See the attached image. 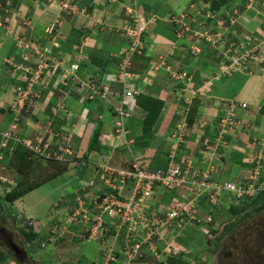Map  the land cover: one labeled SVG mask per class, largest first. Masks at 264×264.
<instances>
[{
  "label": "crops",
  "instance_id": "0c3cea01",
  "mask_svg": "<svg viewBox=\"0 0 264 264\" xmlns=\"http://www.w3.org/2000/svg\"><path fill=\"white\" fill-rule=\"evenodd\" d=\"M67 1L77 4L79 10L85 11L86 14L81 11H78L76 14L66 11L64 12L61 4ZM155 1L157 0H0V24L3 25V27H0V64L4 67L1 68L0 66V130L5 131L9 129L13 123L12 116L10 115L11 113L8 111V105L14 88L16 86H23L21 84L25 81V70L27 68L35 67L38 63L36 58L32 55L31 50H23V52H21L16 47L15 39L18 36L24 38L27 34L26 27L28 26H26L24 21H31L33 30L31 28L30 30H32V32L30 31L29 34H32L31 36L32 40H34V44L40 47L42 46L43 48L46 47L45 44L47 43V35L45 33L46 28L54 21H58L54 32L56 40L55 42L50 43L51 46L61 49L59 53L60 57L56 55L57 58L62 62L64 69H70L71 65L74 63H79V65L82 66L77 73L78 79L75 80V82L74 79H66L67 81L59 80L53 91L54 94L58 92L60 99L66 103V108L71 114L70 123L75 125L77 133H79L80 129H84L86 132V129L91 127L88 132L89 135L86 136L88 141L86 138V141H83L82 138L81 141V136L78 137V134L75 136L73 135L71 148L77 153L78 157H86L88 154L90 138L98 128V131L103 138H110L107 142L112 143L113 139H115V144L107 145L106 139L104 140L102 138V150L90 152L88 154V162L93 165L99 162H110L112 164V162L116 160L117 148H120L119 141L115 135V107L117 106L118 101L123 97L122 84L119 82V77L117 78L116 75L118 74V65L121 62L125 51L130 47V44L133 43V39L126 35L123 28L129 23L130 10L136 11V9H138L148 16L155 14L159 19L157 24L150 28L144 38L146 45L145 53L148 51L150 55L148 56L146 54V56L144 55L143 57H141V55L139 56L140 59L134 62V75L131 81L144 91L145 94L160 97L167 102V110L155 129V131H157V129L160 130V135H162L165 142L167 140V150L164 155L168 154L169 156L174 150H176L175 154L177 159H181L186 155L194 156L196 158L195 160L202 159L203 153L201 152L199 144L202 132L199 129V121L198 124L197 121H194L191 126H188V133L185 140L186 145L181 151H177L174 142L171 140L170 136L174 130H176L181 123L188 121L191 107L188 109V107H185L179 100L180 96L178 94L184 93L181 90L182 84L179 88V85L172 79L171 75L166 70L162 69L161 63L163 61L162 59L167 57L169 64L174 61L171 66L167 64V66L174 70H184V68L187 69L188 66L192 67L191 70L193 72L196 70V72L193 73L194 76L192 75V77H194L193 84L196 85L197 82H200L202 84L201 86H203L199 87L202 89V92L203 89H207L211 82L214 81L211 78L212 68L214 70V68H218L219 65L208 63L206 66H202L201 63L206 53L203 56H200L197 65L192 62V59H188V63L185 62V60H187V57L183 55L185 46L182 45L183 42L180 40L181 37H178V30L181 29V25L169 21L172 17H176L180 20L184 15L195 17V15L192 14L193 12L200 15L202 10L199 11V9L203 3L201 1L194 2L193 0H164V7L156 9L154 6ZM260 2L261 0H259V2L252 0V4L251 1L250 3L248 2L245 9L240 12L238 18L234 19V17H231V26L227 29L229 34H234L231 43L239 40V38H243V42H247L253 37L258 38L257 40H261L262 37H264V7ZM234 13L235 11L233 14ZM237 13H239V11ZM235 22L237 24H235ZM212 24L213 23H210V26ZM170 31L177 34V42L172 46L166 44L163 40H169V36L172 35ZM175 34L173 35L175 36ZM35 40L38 41L35 42ZM80 43L85 47L83 50L84 52L79 55L77 44ZM205 58H207V56H205ZM99 60H103L108 64L105 65V67L101 66L98 64ZM152 60H158L159 62L153 61L158 65L154 67L151 65V67L148 68L150 66V61ZM7 62L12 63L14 68L12 70L13 72L5 69L6 66L4 63L8 64ZM258 66V68L261 69V73L258 75L252 73H249V75L247 74V76L253 80L251 84H245V86L241 84L238 86V89H234V91L241 92L244 97H241L234 92H229L228 90L222 91L224 94L229 92L230 95L228 97L224 96V94L220 95V93H214L211 90L202 93V97L210 99L211 101L236 98L241 102L252 105L249 112H247L245 117L242 118V121L245 123L233 127L226 136L228 140L227 147H222L226 159L217 163L213 170L214 177L221 181L249 177L251 164L255 154L260 149L264 152V63H258ZM207 68H211V70L208 71ZM197 77L199 78V81L196 80ZM83 83H85L84 87L82 86ZM92 84L94 85L95 90H98L96 93L90 87ZM108 86L109 88L111 87V91L106 94L105 88ZM121 95L122 97H120ZM51 96H53V92L40 100L39 106L41 108H46L44 113H42V109L40 111L42 114L31 115L29 111V113H26L23 116L21 119L22 122L19 124V130L17 131L19 137L23 139H35L41 134L37 129L31 128L30 123L37 122L42 126L47 124L48 119L46 115H48V117L52 116V113L49 112ZM69 96L71 99H68ZM205 99L204 101H207ZM92 103H98V108L101 109L92 120L88 121V117L86 119L85 114H94L96 110V108L91 107ZM129 103H134L130 108L133 111V115L124 122L130 125L141 124L142 127L144 112L140 108H137L135 102ZM206 106L207 104H204L203 106L200 105L198 107L197 115L203 116L200 114V111H203L204 109L207 110L204 108ZM222 113L223 111L219 110L216 117L207 116L209 120L208 122L206 121L207 126L204 133L207 137L211 139L216 137V124L219 121L218 117L221 116ZM174 119H176V122H174ZM173 123H176L174 127H172ZM65 125V122L60 118L55 120L56 128H63ZM97 125L100 127H97ZM103 126L105 127L103 128ZM194 129H197V132H194ZM191 140H194L195 144L191 143ZM255 141H257V143H255ZM197 145H199V147H197ZM134 146H131V148ZM120 151H123V158H125V160L130 161L132 158H136L141 165L147 168L152 165L151 162H153V158H156L157 155L156 152L154 153V151L149 148L143 150L146 153L140 157H137L130 148L122 147L120 148ZM92 153H96V158L93 160L91 158ZM164 155L159 156L165 157ZM168 162L169 161L163 163L162 167ZM116 167H118V165ZM233 169H236L234 175L232 173ZM69 172L70 175L68 176ZM77 172V167L75 169L70 167L69 171L65 173L70 185L82 180L77 176ZM77 185L78 184H76V186ZM78 189H80V187ZM78 189L73 190L70 195L75 196V194H78ZM92 191L94 199V194L96 195L99 192L97 189H92ZM165 194L163 188L157 190L151 201L152 206L170 204L167 200L168 194ZM70 195L64 196L59 200L65 202V199H68ZM173 196H175V192H173ZM73 198H70L69 204L66 202L67 206H72L74 204L76 197L74 198V201H72ZM227 198L230 199L229 196H227ZM227 203H230L229 200H227ZM55 212L56 211L51 212L46 219L49 224H44V222L43 224L40 223V228L43 229L45 233H42V231L40 232V228H37L35 231L40 234L41 242H46L47 247H51V252L54 253V255L51 256V259H53L51 263L100 264L103 261L101 245L98 242L87 241L83 235L86 229L82 225L72 226V228L66 232L64 237L56 242H47L49 239L47 234L49 235V232L52 234V231L54 230L53 228L59 227L63 221L60 212H56L55 215H52V213ZM31 218L33 217H30V220H35L34 218ZM31 222L36 224V222L39 221L36 220V222ZM178 233H180V231L174 234L177 236ZM112 234H114V230L112 231ZM182 235H185L184 230ZM125 236V232H122L118 237V241L116 242L117 250L125 248ZM49 237H51V235H49ZM168 238L169 236H164V240L159 244L160 248L165 247L166 242H169ZM113 242L114 239L111 237L110 244ZM68 243H73L74 246L72 244L69 245ZM30 246L33 248L34 244H29V247ZM40 247L42 246L40 245ZM179 247H181V245ZM14 248L19 252L17 247ZM24 252L27 255L28 252L26 249H24ZM170 255L163 254L159 262H161V260L164 261ZM124 258L125 256H123V259ZM79 259L81 260V263L79 262ZM145 259L148 262L154 260L153 256L149 253L146 255ZM34 264L38 263L34 262ZM141 264H143V262H141Z\"/></svg>",
  "mask_w": 264,
  "mask_h": 264
},
{
  "label": "built area",
  "instance_id": "2783aa9c",
  "mask_svg": "<svg viewBox=\"0 0 264 264\" xmlns=\"http://www.w3.org/2000/svg\"><path fill=\"white\" fill-rule=\"evenodd\" d=\"M61 5L64 10H68V12L71 13H75L79 10L77 4L71 1H67ZM130 17V24L128 23L123 29L126 35L133 39V43L127 48L118 65L119 81L123 84L124 95L123 99H120L115 107L117 140H121L122 138L126 139L128 130L124 128V121L133 115L132 109L126 107V105L129 104L127 99L135 98L140 94V90H137L135 86L129 82L132 78L131 68L133 58L137 55H142L145 49L144 38L150 28L157 24L159 19L156 15H141L134 10H130ZM185 17L189 16H183L180 20L176 17L169 19V21L181 25V29L178 30V37H181L180 39L186 35L185 33L190 32L193 36L197 37V40H200L195 42L196 45H199L198 43L201 41H206L221 51L224 49V55L227 58L229 57L228 54L232 52L234 43L227 48V41L224 38L227 33L225 21H218L219 27H222L224 31L222 33L223 37L217 39L220 33H213V31L217 30V24L210 26L208 30V27L205 26L206 20L203 19L195 26H188L184 22ZM190 21L195 22V18H192ZM57 23V21L53 22L50 27L46 29L50 42H55L56 40L54 30ZM25 24L27 25V22ZM22 44L23 42H20L18 46L20 47ZM195 44L192 50L193 54L197 55L200 52V48ZM33 47L36 53L46 58L48 62L46 61L45 63L46 68L34 72L31 77L32 83L28 81L26 86L17 87L15 89L13 93L15 102L12 103L10 111L16 119L13 120L9 129L6 131L0 130L1 146L8 147L11 142H14V145L21 144L25 146L33 155L39 158L66 162L75 155V151L71 148L73 134L70 131L74 125H65V127L59 129L55 126V120L57 118L54 116L59 112H63L62 121L66 123L68 120V124L71 120V114L62 100L56 102L52 107V116L55 120L52 119V121L47 122L43 133L39 134L35 139H23L17 134L19 124L24 116L22 113H28L30 111V109H26V106L29 108L28 106L32 102L28 105H26V103L30 100V96L36 92L34 86L36 84L40 86H42V84L53 85V77L57 75V72L62 67V62L57 57L51 55L50 49L46 48L44 52H40L38 47ZM250 51L255 53L253 56H260L258 60L254 62L264 63L263 55L256 52V50ZM238 60L245 62L246 68H249L248 63L250 60L248 61L244 55L239 56ZM50 61L52 64L49 63ZM165 66H167V64L162 61V69L167 70L172 77L180 81L182 80L183 84H185L182 91L184 93H189V95L185 96L183 101L189 109V106L192 104V98L202 94L201 89H191L192 76H189L186 71L181 72L173 70L169 66L165 68ZM226 66L227 65H221L220 68L214 69L218 75H225L227 74L225 73ZM231 67L234 68L233 65H231ZM48 68H50L49 71L45 73L44 70ZM78 68L79 66L77 64L72 66V69L75 71L78 70ZM66 74H68V71H66ZM33 76L37 79L36 81H33L35 79ZM75 78L76 80L78 79L77 76H75ZM82 86L84 87L85 83H83ZM90 87L95 93L98 91L95 90L93 84ZM105 91L106 94L111 91L109 86L105 88ZM221 103L222 106H224V111H227V116L223 117V115H221L218 117L219 122L218 126H216L217 135L215 138L211 139L207 136L204 137L202 145L205 146L206 151L202 152V159L195 160L196 158L194 156H184L181 159H177L175 154L176 150H174L170 155L168 165L158 170L148 169L140 165L137 160L133 165L134 170H121L106 164L100 165L99 168H101V170H99L97 174L106 186H112L113 189H123L128 182H132L134 184L132 195L121 200L116 195L106 194L105 196H100V194H97L94 197L95 200L89 201L87 188H96L97 185L95 180L90 181V187L89 185L84 187V192H86L85 198L78 196L75 199L73 207L67 206L66 204L61 206L60 210H58L61 213L63 221L61 225L57 227L58 229L52 232L53 236L60 234L61 238H63L64 236L62 235H64L69 230L70 225L74 223L88 228L86 229V235H84L87 241L98 242L101 245L103 261L100 264H141V262H143V264H167L162 260L159 262L161 256L163 254L170 255L172 251L175 253L179 252L181 249L175 245V242H166L164 248H160L159 244L164 240V236L172 230L175 222H186L189 227L192 226L194 228L202 224L209 225L213 222L214 218L212 212L217 209L218 199L222 196L229 194L232 195L233 198L235 197L240 200L241 198H251L257 191L264 190V180L259 181L264 177L263 151H259L254 157L256 166L250 171V176L247 178V185H236L229 182L217 183L216 181L209 180V174L214 170L216 160L219 161L221 158V155L218 153L219 149L227 147V134L233 127L240 125V122L235 118L238 106L243 109L249 108L246 103L238 105V102L234 99L221 101ZM188 126V121L181 123L170 136L177 151L182 150V143L186 140ZM206 126L207 122L205 120L200 122L199 129L202 132V136L205 135ZM132 142L133 141H130V143ZM255 143H257V141H255ZM209 156H211V159L208 158ZM1 159L2 155L0 154V160ZM178 160L181 162H178ZM200 160L203 165H207L210 169L205 172H200L199 165L201 163L199 165L196 163ZM115 181H118L120 185H113ZM161 188L178 192L180 201L177 202L175 206L159 205L157 208H151L150 202L154 198L156 191ZM203 196L206 197V203L209 209L206 212V218H199L194 210L199 207L200 198ZM182 224L179 225L182 226ZM112 230H115L114 235H111ZM124 230L127 236L131 235L132 237H126L125 248L117 250V239ZM110 237L114 239L112 244H110ZM116 252L122 253L125 256L124 260L118 258ZM148 253L153 256L154 260L151 262L145 259Z\"/></svg>",
  "mask_w": 264,
  "mask_h": 264
},
{
  "label": "rangeland",
  "instance_id": "374dc122",
  "mask_svg": "<svg viewBox=\"0 0 264 264\" xmlns=\"http://www.w3.org/2000/svg\"><path fill=\"white\" fill-rule=\"evenodd\" d=\"M250 1L252 4V0H250ZM250 1H249V3H250ZM256 1L259 2V0H256ZM261 5L264 7V2L261 3ZM154 6L156 9L163 8L164 7V0L155 1ZM195 10H196V8H195ZM201 10L203 13L201 16L197 15V13L193 12L192 14H194L196 16L195 17H190V16L185 17L184 22L188 26H190V25L195 26L198 23H200L204 18L207 21L205 26L208 27V30H209L210 29V22L212 21V17H215V19L218 20L219 22L223 21L221 18L214 16L212 13L209 14V15H211V17L209 19H206L208 17V13H210V11H211L209 6H207V5L202 6L199 9V11H201ZM238 11H239L238 9L235 10V13L233 14L234 19L238 18V16L240 15V12L237 13ZM192 18H195V22L190 21V20H192ZM219 22L216 23L217 24V30L213 31V33H218V32L220 33V35L217 37V39L219 37H223L222 33L224 31V29L222 27H219ZM235 24H237V23L235 22ZM229 26H231L230 23H228V24L225 23V28L229 27ZM29 29H30V27H26V30H27L26 37L22 38V37L18 36L16 39L14 38L16 45H17V43H20V42H28V40L30 38H32V36H31L32 34L31 33L29 34V32L30 31L32 32L33 28H32V30H29ZM173 31H175V30H173ZM173 31H170V33L172 35L169 36V40L163 39L164 42L170 46H172L173 44H175L177 42V36H176L175 32H173ZM173 34H175V36ZM185 34L186 35L182 39H180L183 42L182 45L185 46L184 52H185V56L187 57V60H185V62H187L188 59H192L194 61L195 65H197V63L200 60V56H203L205 54V52H206L205 56H207V54L211 50H213L214 52L217 51L219 53L218 50H215V49H217L215 46L208 45L209 47L206 49L207 51L197 54L198 56L196 57V55L192 53V47L194 46V43L196 41H200V40H197L196 39L197 37L193 36L192 33H190V32H187ZM232 36H234V34L233 35L229 34L227 31V37L231 38ZM26 38H27V40H26ZM224 38H225V36H224ZM243 41H244L243 38H239V40L234 41V45L232 47V52H230L228 54V56H229L228 59L225 58L224 55L221 53H219L220 57H218L214 54L213 62H215V63L213 65H218V64H216L218 61L221 63V65H227L226 71H225V73H227V74L218 75V73L215 74L212 71V74H211L212 77L211 78L214 81L211 82L210 86L207 89H203L204 93L211 90L214 93H220V95H221V94H224V93H222L223 90H228L229 92H234L236 94H239L241 97H244L241 94V92L234 91V89H238V86H240L241 84L243 86H245V84H251L253 82V80L250 79L247 76V74L249 75V73H252L254 75H258L259 73H261V69L258 68L259 66L257 65V62H254L255 60H258V58L260 56H253V54H255V53H253L250 50L248 52L246 50H243V51L241 50L242 47H245L243 45L244 44ZM230 42H232V40ZM198 44H199V46H201L202 49L205 46V43L203 41H201ZM208 44H210V43H208ZM240 45L242 46L241 48H240ZM21 46H23V44ZM26 47H27L26 45L23 46L24 50ZM190 47H191V49H190ZM253 47L255 48L253 50H256V52H259L261 55L264 56V37H262V39L259 40V45H257L254 42H250L249 48H253ZM145 50H146V45H145V49H144L142 55L146 56V54H147L149 56L150 55L149 52L146 51V53H145ZM221 52L224 53L225 50L223 49ZM237 53H239L240 55L242 54V56L244 55L248 60H250L251 64H249V66H248L249 68H246L245 65L242 64V61L238 60L239 54L237 55ZM205 56H204L203 61L201 63L202 66H204V62L207 59V58H205ZM162 60H163V62H165V64H169L167 57H164ZM153 61H155V60L150 61V66L148 68H150L151 65H152V67L158 65L157 63H155V62H159L158 60H156L155 62H153ZM38 63H39V65H38L39 71L43 68H46V64H45L46 61L44 59L39 60ZM173 63H174V61H172V63L170 62L169 66L173 65ZM75 64H77V63H75ZM206 65L207 64L205 62V66ZM231 65H233L234 68L231 67ZM0 66H1V68H4L1 64H0ZM220 67L221 66H218V68H220ZM165 68H167V66H165ZM5 69L13 72L12 69H10V67H6ZM207 70L210 71L211 68H207ZM25 71L28 72V70H25ZM73 79L75 82L76 78L69 76V80H73ZM36 80L37 79L35 78L33 81H36ZM24 82L27 83V79H25ZM29 83H32L31 78H29ZM42 86H44V88H46V89H50L52 85H48V84L43 85L42 84ZM194 87H195V84H193L191 86V89H193ZM229 92L227 94H224V96L228 97L230 95ZM50 93L51 92H48L44 96L47 97ZM171 94H173V93H171ZM32 95H34V96L36 95L37 97H39V94L37 92L33 93ZM178 95L180 96V99L183 100L184 97L188 96L189 94H185V96H184V94L179 93ZM68 99H71L70 96L68 97ZM204 99L205 98L202 97V94L197 96V97H193L192 98V104L189 106V107H195V106L199 107L200 105L203 106L204 104H207V106L204 107L207 110L204 109L203 111H200V114L203 116H199V115L195 116V120L197 121V124H198V121H199V124H200V122H202L204 120L208 122L209 119L207 118V116L216 117L218 115L219 110L223 111L222 110V103L220 101H213V100L211 101L210 99H205L207 101H204ZM232 99H236V98H232ZM242 99H244V98H242ZM227 100H229V99H227ZM236 100L238 102H241L238 99H236ZM11 105H12V103H10L8 105V109H10ZM98 105H99L98 103H95V104L92 103V105H91V107L96 108L94 114H89V115L85 114L86 119L88 117V121L92 120L94 118V116L98 113V111H100L101 108H98ZM250 106L252 107V105H250ZM28 107L29 108H26V109L27 110L30 109L31 115H37V114L41 113L40 111L42 109H43L42 113H44V111H46L45 107L41 108L35 102L30 103ZM240 110L241 109H238L237 114H236L239 118H244L245 114L247 112H249L246 110H241V111ZM25 114L26 113H24V115ZM222 114H223V117H226L227 111H223ZM189 115H190V113H189ZM46 116H47L48 121H52V119L55 120L54 117L63 119V112H61V113L59 112L54 117L53 116L48 117V115H46ZM15 119H16L15 117H12V121ZM67 122H68V120L65 123L66 125H67ZM106 122H107V120H106ZM218 122H217L216 126H218ZM68 124L73 125L70 122ZM45 126H46V124H45ZM129 126L131 129L129 128ZM30 127L33 129H37V131L41 132V133L44 132V130H45L44 125L42 126L40 123H37V122H35V123L31 122ZM97 127H100V126L97 125ZM104 127L105 126H103V128ZM124 128H126V130H128L127 134H129V136L126 135V136H128L127 137L128 141L129 142L135 141L130 146L135 145L131 149L137 157H140L144 153H146L141 148H137L136 147L137 145L140 147H143V148L152 149L154 151V153L160 152L162 150V148L167 150V147H166L167 140H166V142H165V140H163L162 135H160L161 132L159 129H157L158 132L157 131L154 132L155 133L154 137H152L151 139H147L148 141L147 140L144 141L143 139H141L143 136L141 124H139V125H134V124L132 125L131 124L130 125V124L125 123ZM90 129H91V127H88L86 129V132L84 129H80L79 133H77V129L75 128V125H74V126H72L70 131L74 136L76 134H78L77 135L78 137L81 136L80 139L82 138L83 141H86L85 138L87 135H89L88 132L90 131ZM97 131H98V128L95 130V132H97ZM194 132H197V129L196 130L194 129ZM131 133H132L133 137H132ZM186 133H188V130L186 131ZM83 136H85V137H83ZM92 137L90 138V142L92 140ZM102 138H103V136L100 137V140L103 143ZM201 138H202V136L200 137V139ZM82 139H81V141H82ZM103 139L105 140L106 138L104 137ZM109 139L110 138L106 139L107 145L115 144V139H113L112 143L107 142V140H109ZM87 141H88V139H87ZM129 144L130 143H128V145ZM122 147H126V145H123ZM162 152L160 155H164V153H162ZM80 154H82V153H80ZM95 154L96 153L91 154L92 160L94 158H96ZM208 158L211 159V156H209ZM196 163H197V165H199L201 163V160L197 161ZM208 169H210V168L208 167L206 170H208ZM232 173L234 175L236 173V169H233ZM69 175H70V172H69L68 176ZM69 183L70 182H68L67 175L57 176V177H55V179L39 185L30 194H28L26 197H24L21 201H16L13 205H6L7 207L6 208L4 207L5 210H4V208H2L3 210L0 208V228H1L0 229V235L2 234L5 236L6 232H7L8 237H11L17 243V245H18L17 249L19 250V252H17V250H15V248H12L11 243H8L5 241H3L4 245H2V243L0 242V251H2L3 249L4 250H6V249L7 250H10V249L13 250L15 253L19 254V256H20L19 258H20L22 264H34V262H37L38 264H52L51 262L53 259H51V256L54 255V253L51 252V250H52L51 247L50 246L47 247L46 242L42 243V247L34 245L33 247H36L34 250H33V248H31L32 246L29 247L28 244H26V246L24 247V245H23L24 244V237L20 233V229L25 228L28 231L27 225L30 224L29 223L30 217H33L35 219L34 220L35 222H36V220L39 221V222H36L35 227H40V225H41L40 223L43 224L44 221H45L44 224H49V222H47L46 219L49 217L51 212L55 211L54 204L56 203V201H58L61 197L70 195L73 190H75V189L77 190L79 187L81 189V186L83 187L84 184L89 185V187L91 185L88 181L85 183H83L82 181H79L78 183H72L71 185ZM76 184H78V185L76 186ZM80 189H78V190H80ZM92 189L93 188H87V191L89 193V195H88L89 201L95 200V198L93 199ZM81 190L78 192V194H75L76 198L78 196H80V197L82 196L83 198H85L86 192L84 193ZM5 195H6L5 192L0 191V200H1V197H4ZM94 196H95V194H94ZM70 198H73V197H68V199H66L65 202H67L69 204ZM86 199H87V197H86ZM90 199H92V200H90ZM232 202H233V200H232ZM58 209H60V208H58ZM58 209L56 210V212L58 211ZM220 210L221 211L219 213L223 212L224 208H221ZM56 212H55V214H56ZM17 213H19V217H18V221H15L13 219V217ZM218 220L220 223H214L212 226L201 225V226H197L195 228L192 226L189 227L186 222H182L184 224L179 223V222H175L173 224V234L180 231V233H178L176 237L182 236L183 230L185 229L184 230L185 235L180 237V238H177V240L175 239L176 243L178 242V243H181L183 245V246H181L182 248H184L186 250L188 249V251L183 253L184 254V257H183L184 262H186L188 264H217L216 257L218 255L219 246H220L222 248V250L224 251V253H226L228 255V256L227 255L223 256V260L227 261L228 264H264V210L247 217L241 223L237 224L236 226H234L232 228H230V226L233 224V222H235V219L228 220V219L221 217ZM179 224H182V226ZM53 229H54L53 231H56L58 228L55 227ZM212 229H215V230L217 229L218 234H214L212 232ZM41 231H42V233H45L44 230L40 228V232ZM171 234H172V232H171ZM171 234H170V236H171ZM49 235H51V237H49ZM49 235L47 234V236L49 238L47 242H56V241L61 239L60 234L52 236L51 232H49ZM64 235H62V236H64ZM83 235H86V231H84ZM217 236H219V237L222 236V238L218 239ZM171 237H173V236H171ZM179 239H181V240H179ZM73 243H68V244L69 245L72 244L74 246ZM191 246L193 248H191ZM24 249H26V251L28 252L27 255L25 254ZM15 264H17V263H15Z\"/></svg>",
  "mask_w": 264,
  "mask_h": 264
},
{
  "label": "trees",
  "instance_id": "16d2710c",
  "mask_svg": "<svg viewBox=\"0 0 264 264\" xmlns=\"http://www.w3.org/2000/svg\"><path fill=\"white\" fill-rule=\"evenodd\" d=\"M193 1L194 2H196V1L197 2L198 1L205 2L206 4H208L210 6L211 12L214 16L219 17L228 23L230 22L231 17H233L234 9H238L239 12H241L243 9H245V4L248 2V0H193ZM214 21H216V19L213 20V22ZM228 40H229L228 42H230L233 39L231 37V38H228ZM250 42H254L257 45L259 44L258 40L251 38V39H249V41L244 42L243 45L245 47H242L240 45V48L242 47L241 50L242 51L243 50L249 51V50L255 49L254 47L256 45L253 48H249ZM204 43H205V46L203 47V49H201L202 50L201 52L207 51L206 49L209 47L208 45H210L206 41H204ZM77 46H78V49H79L78 52L80 55L82 52H84L83 50H84L85 46H82V43L77 44ZM16 47L18 48V44L16 45ZM190 49H191V47H190ZM19 51L23 52V48L21 46L19 48ZM60 51H61V49L58 47L52 46V48H51V54H53L55 56L57 55L58 57H60V54H59ZM214 54L216 56L220 57V54L217 51L214 52L213 50H211L207 54L208 57L205 60L206 64H208V63L214 64L215 63V62H213ZM238 54L239 53H237V55ZM183 55L185 56V52L183 53ZM141 57H143V55ZM139 59H140L139 56L134 57L133 65H134V62H136ZM205 62H204V65H205ZM7 63L8 64L4 63V65L6 67H10V69L13 70L14 68H13L12 63L11 62H7ZM81 63H83V62H81ZM77 64H79V63H77ZM98 64L105 67V65H107L108 63L104 62L103 60H99ZM216 64H219V61ZM81 66L82 65H80V68H81ZM16 69H17V67H16ZM23 70H24V67H23ZM30 73H31V71H29V72L25 71L24 74H26L28 77L29 76L32 77V75ZM198 75H199V73H198ZM116 77L117 78L119 77L118 74L116 75ZM25 79H27L26 76H25ZM66 79L67 78L64 76V71H61V74H59L55 77L54 83L50 89H46V88L36 84L34 86V90L39 94V97L33 96V95L30 96L31 98L26 103V105H28L30 103V101L32 103L37 102V104L39 105L40 100L46 97L44 95H46L48 92H51V93L53 92V96L50 97L51 102L49 105V112L52 113V107L55 105V103L58 102L59 100H62V99H60L58 92H56V94H54L53 89L59 80L65 81ZM172 79L177 82V84L179 85V88H180L181 84H182L181 81L178 79H175L174 77H172ZM196 80L199 81V78L197 77ZM21 85L26 86L27 83L24 82ZM201 85L202 84L200 82H197V84L195 86L199 87ZM182 87H183V84H182ZM120 97H122V95ZM132 100L135 101L137 108H140L144 112V118L142 120L143 136L141 139H143L144 141L147 139H151L152 137L155 136V133H154L155 129L157 128L158 123L160 122L161 118L164 116V114L167 110V102L160 97L152 96L149 94L147 95L145 93H143V94L140 93L139 96L132 98ZM13 102H15V99L13 96H11L10 97V103H13ZM64 104H65V107H67L66 103H64ZM26 108H27V106H26ZM3 111H7V110H3ZM8 111L11 113L10 115L13 117V114L10 111V109ZM197 111H198V107H196V106L191 107L190 115H189V119H188L189 126H191L194 123V121H196L195 116L197 115ZM69 113H70V111H69ZM22 114H24V112ZM174 122H176V119H174ZM175 125H176V123H173L172 127H174ZM44 128H46L45 125H44ZM100 136H101V133L99 131H97L93 134L92 140L89 143L88 154L92 151H97V150L101 151L102 150ZM205 136H206V134L204 136H202L201 141L199 143L200 148H201V152L206 151L205 146L202 145V143H201L204 140ZM194 142H195L194 140H191V143H194ZM185 143L186 142L182 143V148L186 145ZM13 144H14V142H11V144L8 147H2L1 146V136H0V153L3 154L2 159L0 160V189L2 190V191L1 190L0 191L5 192V194H6L4 197H1V200H0V208L1 209L4 207L6 208L7 207L6 205H13L16 201H21L24 197H26L28 194H30L39 185H41L45 182H49V181L55 179V177H57V176L65 175V173H67L69 171V165L68 164L61 163L59 161L45 160V159H42L39 157L37 158V156L32 155V153L25 146H23L21 144H17L15 150L13 151L11 149V146ZM136 147L141 148L143 150L147 149V148L140 147L138 145ZM197 147H199V145H197ZM120 148H122V147L120 146ZM120 148L119 147L117 148L118 150H117V154H116V160H114L112 162V164L115 166L118 165V167H121V168L126 169V170H134L133 165L136 162V158H132V160H130V161L125 160V158H123V151H120ZM161 152L165 153L166 150L162 148V150L157 153L156 158H154L152 160L153 162H151L152 165L149 167V169L158 170L162 167L163 163L170 161V155L171 154L169 156L167 154V155H165V157H160L159 155L161 154ZM218 153H219V155H221V158L219 159V161L216 160L215 167H216L217 163H220L226 159L225 152H224V150H222V148L219 149ZM88 154L86 155V157H84V159L86 160L85 164L81 163L80 166L77 167L78 168V172H77L78 175L77 176L80 179H82L81 181L83 183L90 181L91 178L93 177L94 171H95V169L92 168L94 165L91 164L90 162H88ZM186 156L192 157L190 155H186ZM78 161H81V160H78ZM178 162H181V161L178 160ZM255 166H256L255 163L252 162L251 169L254 168ZM207 168H208V166L202 165V162H201L200 169H199L200 172H205ZM251 169H250V171H251ZM247 178L243 177V178H238L236 180L227 179V180L221 181L218 178L214 177L213 171L209 174V180L216 181L217 183L229 182V183H233L236 185H247L248 184ZM263 180H264V177H262L259 181H263ZM259 181H258V183H259ZM13 183H16V185L12 186L11 184H13ZM163 192L166 193L165 195L168 194L167 200L170 203V205L175 206L176 203L180 201V199H179L180 195L178 192L170 191L166 188H163ZM173 192H175V196H173ZM69 197H75V196L70 195ZM61 198H63V197H61ZM72 201H74V198L72 199ZM237 201H236V198H234L233 203L231 205H229L227 203V194L222 196L221 198H219L217 209L214 212H212V214L214 215V218H213L214 221L212 223H210L209 225H205V226H212L214 223H220L218 219L223 217V218L228 219V220L235 219V222H233V224L230 226V228H232V227L236 226L237 224L241 223L247 217H249V216H251L257 212L263 211L264 210V190H260L259 192L257 191L255 193V195L251 198H241L240 200L237 199ZM199 202H200L199 207H197L194 211L199 218H201V217L206 218L207 217L206 212L209 209L208 208L209 206L206 203V197L203 196L202 198H200ZM61 205L62 206L66 205V202L64 203L63 201L58 200L54 204V209L57 210L58 207H60ZM73 206H74V204L71 207H73ZM5 208H4V210H5ZM221 208H224V211L219 213L221 211L220 210ZM53 214H55V213H52V215ZM18 217H19V213H17L13 217V219L15 221H18ZM31 219H33V218H31ZM31 221H34V220H30L29 223H31ZM31 225H29V224L27 225L28 231L25 228L20 229V233L24 236V240H25L24 245L26 246V244L29 245V244L33 243L34 245H37L40 247V245L42 246V242H41V239L39 236L40 234H38V232H35L37 230V228L39 229L40 227H35L34 224H31ZM72 226H77V224H74V223L71 224L69 229H71ZM85 229H88V228L85 226ZM212 232L214 234H218L217 229L216 230L212 229ZM171 236H176V234H174V235L171 234ZM217 238L221 239L222 236H220V237L217 236ZM3 241L11 243L12 248L18 247L17 243L11 237H8L7 232H6L5 236L2 234L0 235V242L2 243V245H4ZM35 248L36 247H33V250ZM116 255L121 260H124L123 259L124 255L122 253L116 252ZM19 257H20L19 254L15 253L13 250H11V249L10 250H7V249L4 250L3 249L2 251H0V264H9V263L10 264H14V263L21 264V260ZM183 257H184V254H183V256H181V255L180 256L170 255L164 261L167 264H188V263L184 262ZM79 262L81 263V260ZM35 263H37V262H35Z\"/></svg>",
  "mask_w": 264,
  "mask_h": 264
},
{
  "label": "clouds",
  "instance_id": "9594fccd",
  "mask_svg": "<svg viewBox=\"0 0 264 264\" xmlns=\"http://www.w3.org/2000/svg\"><path fill=\"white\" fill-rule=\"evenodd\" d=\"M250 0H248V2H249ZM247 2V3H248ZM264 2V0H261V2L260 3H263ZM203 4L201 5V7L202 6H209L208 4H206L205 2H202ZM246 3V4H247ZM246 4H245V6H246ZM62 6V5H61ZM78 7V6H77ZM210 7V6H209ZM79 9V8H78ZM62 10L65 12H68V10H64L63 8H62ZM78 11H81L82 13H84V14H86V12L85 11H82V10H78ZM77 11V12H78ZM210 11V10H209ZM235 11V10H234ZM77 12H75V13H73V14H76ZM136 12H138L139 14H141V15H143L144 14V12L143 11H139L138 9H136ZM205 12V11H204ZM212 12L210 11V13H208V18H206V19H209L210 17H211V15H209V14H211ZM203 13L201 12V14H200V16L202 15ZM145 15V14H144ZM152 15H155V14H151V15H149V16H152ZM130 16V15H129ZM146 16H148V15H146ZM196 16V15H195ZM205 16V15H204ZM158 17V16H157ZM206 17V16H205ZM204 19V18H203ZM213 20H215V17H212V21L210 22V23H213L212 25H215L217 22H218V20H216V21H214L213 22ZM130 21H131V17H130V20H129V24H130ZM224 21V20H223ZM25 23H26V21H24ZM55 22V21H54ZM58 22V21H57ZM230 22H231V20H230ZM229 22V23H230ZM28 23V22H27ZM206 23H207V21H206ZM225 23H227L228 24V22H226L225 21ZM58 24V23H57ZM211 25V26H212ZM26 26H28V27H30V29L32 28V25H31V21H29V23L26 25ZM0 27H3L2 26V24H0ZM48 27H50V26H48ZM47 27V28H48ZM56 27H57V25H56ZM55 27V28H56ZM46 28V29H47ZM29 29V30H30ZM227 29H228V27H227ZM46 31V30H45ZM228 31V30H227ZM226 31V32H227ZM54 32H55V30H54ZM46 33V32H45ZM148 33V32H147ZM228 33H229V31H228ZM46 35H47V43L45 44V48H43L42 46L40 47V46H38V45H36V44H34V40H32V38H30L29 40H28V42H23V46H27L26 48H25V50H31L32 52V55L34 56V58H36V60H41V59H44L45 61H47L48 62V60L46 59V58H43L42 56H40V54H37L36 53V51L34 50V47L33 46H36V47H38V49L40 50V52H44V49H46V48H48V49H50L51 50V48H52V46H51V44L50 43H52V42H50V38H49V35L46 33ZM228 38L229 37H227V33L225 34V39H226V41H227V48H229L230 47V45L232 44L231 42H228L229 40H228ZM254 38V37H253ZM254 39H258V38H254ZM26 40H27V38H26ZM36 41H38V40H35V42ZM259 41V40H258ZM18 44V43H17ZM195 44V43H194ZM196 45V44H195ZM211 45V44H210ZM259 45V44H258ZM23 46H21L22 48H23ZM196 46H198L199 48H200V52L199 53H202L201 51V47L199 46V45H196ZM20 47L18 46V49H19ZM23 50H24V48H23ZM215 50H218L219 51V53H221V54H223L224 55V53H222L221 52V50H219V49H215ZM28 53V52H27ZM192 53H193V50H192ZM198 53V54H199ZM42 54V53H41ZM51 55H53V54H51ZM53 56H55V55H53ZM137 56H141V55H137ZM198 55H196V57H197ZM239 56H241V55H239ZM238 56V57H239ZM56 57V56H55ZM136 57V56H135ZM224 57L225 58H227L225 55H224ZM134 59V58H133ZM228 59V58H227ZM249 61V60H248ZM192 62H194L193 60H192ZM49 63H51L52 64V62L50 61ZM75 64V63H74ZM74 64H72L71 65V67H70V69H64L63 68V66L60 68V70L57 72V75H59V74H61V71H64V76L69 80V76H71V77H75V76H77V73H78V71L80 70V65L79 64H77L78 66H79V68H78V70H73L72 69V66L74 65ZM120 64V63H119ZM242 64H244L245 65V62H242ZM250 64V61H249V63H248V65ZM38 65H39V63H37V65L35 66V67H31V68H27L26 70H28V72L29 71H31V75H33L34 74V72L36 71V70H38ZM219 66H221V63L219 62V64H218ZM257 65H258V63H257ZM246 67V66H245ZM189 68V69H188ZM194 68V67H193ZM49 69L50 68H48V69H45L44 70V72L46 73L47 71H49ZM133 61H132V68H131V74H132V78H133V75H134V73H133ZM192 67H190V66H188L187 67V69L186 68H184V70H182V69H179V70H177V71H181V72H184V71H186L187 73H188V75L189 76H194V74L193 73H195L196 72V70L193 72L192 70ZM174 70V69H173ZM66 71H68V74H66ZM213 72L216 74V71H215V69L213 70ZM244 72V71H243ZM169 73V72H168ZM170 74V73H169ZM57 75H55L53 78L55 79V77L57 76ZM171 75V74H170ZM27 76V75H26ZM118 76H119V71H118ZM172 76V75H171ZM29 78H31V76H27V83H28V81H29ZM78 78V77H77ZM131 78V79H132ZM131 79H130V83L131 84H133L134 86H135V88L138 90H140V93L141 94H143L144 93V91H142L140 88H138L132 81H131ZM193 79H194V77H192V85H193ZM120 82V81H119ZM121 83V82H120ZM181 83L183 84V81L181 80ZM122 84V83H121ZM17 87H23V86H16L15 88H14V90H13V93H14V91H15V89L17 88ZM185 87V84H183V87H181V90H183V88ZM199 87H203V86H199ZM199 87H194V89H200ZM122 89H123V95H124V87H123V84H122ZM110 90H111V88H110ZM12 93V96L14 97V94ZM201 93H203L202 92V89H201ZM184 94V96H185V94H189V93H183ZM140 94H138L137 96H139ZM123 99V98H122ZM181 102H182V104L185 106V107H187V105L184 103V101L182 100V99H179ZM229 100H232V99H229ZM234 100H236V99H234ZM127 101H129V102H135L134 100H132V99H127ZM221 101H227V99H224V100H220V102ZM237 101V100H236ZM128 102V103H129ZM238 102V101H237ZM242 103H244V102H238V105L239 104H242ZM134 103H129L126 107H129L130 106V108H131V106L133 105ZM248 105V104H247ZM249 106V108H247V109H243V108H241L240 106H238V108H237V111H238V109H241V110H246V111H249L250 110V108H251V106H250V104L248 105ZM190 108V107H189ZM222 110L224 111L225 109H224V106H222ZM236 114H237V112H236ZM223 115V114H222ZM236 120L237 121H239L240 122V124H244L245 122L244 121H242V118H239L237 115H236ZM21 122H22V120H21ZM117 127V126H116ZM115 130H116V128H115ZM6 131V130H5ZM116 132V131H115ZM116 135V134H115ZM126 139H127V137H126ZM126 139H124V138H122L121 140L119 139L118 141V143H119V146H121L122 147V145L123 144H125L126 145V148H130L131 149V144H133L134 143V141L132 142V143H130L129 141H127ZM128 143H130L129 145H128ZM17 145V144H16ZM16 145H12L11 146V149L14 151L15 150V148H16ZM101 145H102V142H101ZM128 145V146H127ZM13 147V148H12ZM259 151H263L262 149H260ZM259 151L256 153V154H258L259 153ZM264 153V152H263ZM1 155H3L2 153H0ZM255 154V155H256ZM33 155V154H32ZM255 157V156H254ZM81 159V161H78V160H80ZM137 160V159H136ZM138 162H139V160H137ZM85 162H86V160L84 159V158H81V157H78L77 156V153H75V155L73 156V157H71V158H69L66 162H61V163H65V164H68L69 165V168L70 167H73V169H75L76 167H78V166H80V164L81 163H83V164H85ZM253 162H254V159H253ZM169 163V162H168ZM168 163L164 166V167H166L167 165H168ZM103 164H106V165H109V166H112V167H115V168H117V169H121V170H126V169H123V168H120V167H116L115 165H113V164H111L110 162H99V163H96L92 168L93 169H95V171H94V175H93V177L91 178V180L90 181H92V180H95L96 181V188H93V189H97L98 190V194H100V196H105L106 194H108V195H116V196H118L121 200L122 199H126V198H128V197H130L131 195H132V192H133V187H134V184L132 183V182H128L125 186H124V188L123 189H113L112 188V186L111 187H108V186H106L104 183H103V181H101V179H100V176L97 174L98 172H99V170H101V168H99V166L100 165H103ZM141 165V164H140ZM143 166V165H142ZM145 167V166H144ZM164 167H161V168H164ZM147 168V167H146ZM149 169V168H148ZM90 181H88L89 183H90ZM12 186H15L16 185V183H13V184H11ZM113 185H120L119 183H118V181H115L114 182V184ZM85 186H87L86 184H84L83 185V187L81 186V191H83L84 192V187ZM1 190V189H0ZM79 190V191H80ZM2 191V190H1ZM85 193V192H84ZM227 196H229L230 197V199L229 198H227V200H229L230 201V205L233 203L232 202V200L234 201V198L232 197V195H229V194H227ZM62 201V200H61ZM236 201H237V199H236ZM238 202V201H237ZM65 203V202H64ZM160 205H163V204H160ZM168 205H170V204H168ZM62 206V205H61ZM61 206L60 207H58V208H61ZM150 206H151V208H157L158 206H152V204H151V202H150ZM209 208V207H208ZM58 210H60V209H58ZM56 211V210H55ZM208 211V210H207ZM57 212H59V211H57ZM212 223V222H211ZM31 224H34L35 225V223L34 222H31ZM31 224H29V225H31ZM203 226H205V225H208V224H202ZM181 228V227H180ZM185 230V229H184ZM113 231V230H112ZM122 232H125V234H126V236H125V241H126V237L128 238V237H132L131 235H128L127 236V233H126V231L124 230V231H122ZM121 232V233H122ZM171 232H173V228H172V230H170L166 235L167 236H169V242H175V239L177 240V238H180V237H182V236H184V235H182V236H178V237H176V236H173V237H171L170 236V234H171ZM114 234H115V230H114ZM114 234H112V232H111V235H114ZM121 235V234H120ZM111 238V237H110ZM113 238V237H112ZM172 238V239H171ZM179 240H181V239H179ZM175 245L176 246H183L181 243H176L175 242ZM180 249H181V251H179V252H171L170 254L171 255H175V256H183V253H185L186 251H188V249L186 250V249H184V248H182V247H179ZM191 248H193L192 246H191Z\"/></svg>",
  "mask_w": 264,
  "mask_h": 264
},
{
  "label": "flooded vegetation",
  "instance_id": "af4514ba",
  "mask_svg": "<svg viewBox=\"0 0 264 264\" xmlns=\"http://www.w3.org/2000/svg\"><path fill=\"white\" fill-rule=\"evenodd\" d=\"M221 249V250H220ZM227 254L224 253V251L222 250V248L219 246V251H218V255L216 257L217 260V264H228L227 261L223 260V256H226ZM228 256V255H227Z\"/></svg>",
  "mask_w": 264,
  "mask_h": 264
}]
</instances>
